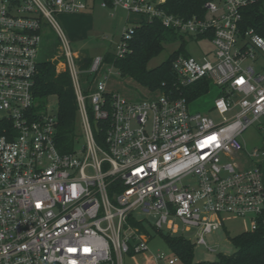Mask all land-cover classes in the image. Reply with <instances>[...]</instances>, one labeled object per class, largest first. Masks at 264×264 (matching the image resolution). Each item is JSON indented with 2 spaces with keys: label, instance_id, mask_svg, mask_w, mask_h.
<instances>
[{
  "label": "built area",
  "instance_id": "built-area-1",
  "mask_svg": "<svg viewBox=\"0 0 264 264\" xmlns=\"http://www.w3.org/2000/svg\"><path fill=\"white\" fill-rule=\"evenodd\" d=\"M183 35L208 39L212 55L173 61L172 88L133 103L95 89L104 57L82 70L56 16L83 14L96 0H0V264H124L147 252L148 226L173 236L196 232L198 244L223 228V215H264V149L249 153L241 135L264 122V38L242 32V12L262 0H209L205 18L167 13V0H104ZM45 26V28H44ZM59 38L58 72L67 71L78 102L79 147H57V113L34 99L43 35ZM133 31L113 51L126 56ZM220 88L210 114L190 111L192 87ZM94 124V125H93ZM95 126V128H94ZM153 216L152 223L149 218ZM164 254L149 264H176Z\"/></svg>",
  "mask_w": 264,
  "mask_h": 264
},
{
  "label": "trees",
  "instance_id": "trees-1",
  "mask_svg": "<svg viewBox=\"0 0 264 264\" xmlns=\"http://www.w3.org/2000/svg\"><path fill=\"white\" fill-rule=\"evenodd\" d=\"M104 1L109 6L112 5L111 0ZM208 1L167 0L162 7L167 13L178 17L205 18L207 15L205 4ZM242 15L241 31L254 30L264 38V0L256 6L246 8ZM137 20L128 44L130 52L124 57L117 58L113 51H110L104 56V62L117 68L122 76L131 78L151 94L165 93L172 88L176 80L173 61L181 55H187L188 41L183 35L165 28L159 20L150 22L144 17ZM167 45L175 46L174 51L163 63L150 68V62L158 58ZM81 58L79 64L82 70L89 69L93 57L86 55ZM57 66L58 62L52 60L39 62L34 99L39 109H45L49 104V99L56 97L58 103L57 147L61 153H72L79 147L82 138L78 102L70 74L67 71L58 72ZM209 90L210 83L203 81L188 91L190 92L189 100L195 101L206 95ZM7 125L8 123H0V136L3 135V130ZM158 234L161 235L180 264H264V215L259 221L257 230L229 237L235 253L232 255L218 254L216 261L213 262L195 263L194 245L183 236H173L163 232H158Z\"/></svg>",
  "mask_w": 264,
  "mask_h": 264
},
{
  "label": "rangeland",
  "instance_id": "rangeland-1",
  "mask_svg": "<svg viewBox=\"0 0 264 264\" xmlns=\"http://www.w3.org/2000/svg\"><path fill=\"white\" fill-rule=\"evenodd\" d=\"M101 1H97L93 11L86 14H59L56 19L65 33L67 39L71 43L75 51L80 56L85 57H104L108 52L114 51L118 45L123 42V35L127 36L132 31L139 19L135 15H129L121 9H103L100 7ZM45 28V26H44ZM59 38L54 30L47 29L43 35L42 44L40 47L38 61L52 60L55 58L59 47ZM175 46L167 45L165 51L156 59L150 62L149 67L154 68L163 63L170 54L174 51ZM214 48L208 39H199L187 46V55L194 58H201L204 55H212ZM107 91L114 94H119L133 103L150 100L158 97L160 94H151L145 88L135 83L131 78L124 77L117 68L108 64H103L100 72L88 78L86 75L81 76L82 84H91L92 89H95L100 82H106ZM220 95V88L212 85L209 92L193 101L190 104L192 113L201 112L210 114L216 118V115L211 111L214 101ZM49 111L57 113L58 103L56 97L49 99ZM6 113L0 111V119ZM262 128L259 124L252 126L244 132L240 141L245 149L251 153L256 149H264V122ZM264 166V161H263ZM264 177V167L262 169ZM149 220L153 223L154 218L150 216ZM223 228L212 234L206 235V246L198 244V238L195 231L192 233L182 234L185 239L194 245V261L213 262L216 261L218 254L232 255L235 253V248L231 244L229 237L238 236L246 231L251 230L249 219H241L223 215ZM148 226L151 240L147 247V252L142 254H129L124 256V264H149V256H157L164 254L168 260L176 259L169 246L163 238L153 228ZM164 234L168 232L163 231ZM181 236V235H180ZM176 264H180L177 262Z\"/></svg>",
  "mask_w": 264,
  "mask_h": 264
},
{
  "label": "crops",
  "instance_id": "crops-1",
  "mask_svg": "<svg viewBox=\"0 0 264 264\" xmlns=\"http://www.w3.org/2000/svg\"><path fill=\"white\" fill-rule=\"evenodd\" d=\"M95 8V7H94ZM94 8L93 9H91L90 11H88V12H91V11H93L94 10ZM88 12H86V13H88ZM86 13H83V14H86Z\"/></svg>",
  "mask_w": 264,
  "mask_h": 264
}]
</instances>
